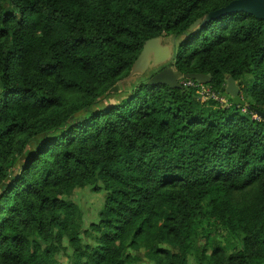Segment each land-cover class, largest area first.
I'll return each instance as SVG.
<instances>
[{"label":"trees","instance_id":"trees-1","mask_svg":"<svg viewBox=\"0 0 264 264\" xmlns=\"http://www.w3.org/2000/svg\"><path fill=\"white\" fill-rule=\"evenodd\" d=\"M231 1L0 0V264H264V19L188 32ZM156 36L230 105L148 83L159 69L128 86Z\"/></svg>","mask_w":264,"mask_h":264},{"label":"water","instance_id":"water-1","mask_svg":"<svg viewBox=\"0 0 264 264\" xmlns=\"http://www.w3.org/2000/svg\"><path fill=\"white\" fill-rule=\"evenodd\" d=\"M248 12L260 19H264V0H232L227 5L208 12L203 17L197 18L188 28V32L197 31L203 24L215 19L219 16L231 12ZM173 39L165 42L164 36H156L148 39L139 54L138 58L132 65L127 79H136L137 77L156 71L148 80L150 84H165L171 88L182 89L180 80L182 78H191L200 83H209L211 81V74L205 73H183L178 70L174 65L169 64L175 53L177 47V38L172 36ZM226 93L232 98V102L237 105H247L246 101L241 95L240 86L233 76H228L225 86ZM248 108L257 113L264 119V111L252 105Z\"/></svg>","mask_w":264,"mask_h":264},{"label":"rangeland","instance_id":"rangeland-1","mask_svg":"<svg viewBox=\"0 0 264 264\" xmlns=\"http://www.w3.org/2000/svg\"><path fill=\"white\" fill-rule=\"evenodd\" d=\"M172 39V36H165V42H169ZM178 42L179 39H177V43ZM148 73L150 74L152 73V71ZM247 78L250 79L249 81H247L250 85L254 81V78L252 75H247ZM133 80L134 79H126L125 82L126 84H128V86H130V83ZM136 80H138V78ZM115 96H112L111 99L117 98V96ZM71 198L78 204L80 210L82 211V220L84 226H86L90 220L96 218V215L103 204V194L93 191L92 188L89 186L84 187L82 189H78L77 191H75Z\"/></svg>","mask_w":264,"mask_h":264},{"label":"built area","instance_id":"built-area-1","mask_svg":"<svg viewBox=\"0 0 264 264\" xmlns=\"http://www.w3.org/2000/svg\"><path fill=\"white\" fill-rule=\"evenodd\" d=\"M180 83L182 84L183 88L188 89H195L199 99L201 101H209V100H215L219 101L222 104L230 105V102L228 100V97L224 95L223 93L215 90L210 84L208 83H200L197 82L194 79L191 78H182L180 80ZM246 110V109H245ZM253 114V118L260 119L261 117L255 113L254 111H250Z\"/></svg>","mask_w":264,"mask_h":264}]
</instances>
